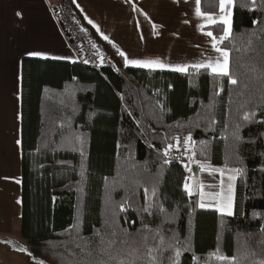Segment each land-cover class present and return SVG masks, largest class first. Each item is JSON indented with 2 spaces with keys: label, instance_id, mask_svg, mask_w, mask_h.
I'll use <instances>...</instances> for the list:
<instances>
[{
  "label": "trees",
  "instance_id": "trees-1",
  "mask_svg": "<svg viewBox=\"0 0 264 264\" xmlns=\"http://www.w3.org/2000/svg\"><path fill=\"white\" fill-rule=\"evenodd\" d=\"M199 7L214 14L219 0ZM207 29L228 52V76L122 67L91 30L114 70L21 59L20 234L32 256L171 264L179 249L178 264L264 262V0H233L226 40L222 23ZM179 134L194 176L199 163L241 170L231 215L185 189L188 159L165 163ZM217 249L229 260L209 256Z\"/></svg>",
  "mask_w": 264,
  "mask_h": 264
},
{
  "label": "crops",
  "instance_id": "crops-1",
  "mask_svg": "<svg viewBox=\"0 0 264 264\" xmlns=\"http://www.w3.org/2000/svg\"><path fill=\"white\" fill-rule=\"evenodd\" d=\"M57 1L0 0V162L4 169V174H0V247L4 243L12 246L8 253L0 254V264L29 261L43 264L27 254L25 241L20 238V143H17L20 141V62L23 57L80 62L54 15ZM67 1L87 30L115 52L122 67H125V57L119 55L118 50L129 60H159L171 66L155 69L126 66L147 70L175 71L177 65L223 62L222 53L213 48L215 36L207 27L215 24L209 16L216 15L211 16L212 19L223 24L220 16L224 14L230 20L226 27L231 29L232 4L226 5L224 13L218 8L214 14L200 16L203 19L199 27L185 38L179 35L180 30H172L161 22L163 5L169 3L168 0ZM208 32L212 36L207 35ZM29 52L46 56H30ZM15 241L22 243V248H17Z\"/></svg>",
  "mask_w": 264,
  "mask_h": 264
},
{
  "label": "rangeland",
  "instance_id": "rangeland-1",
  "mask_svg": "<svg viewBox=\"0 0 264 264\" xmlns=\"http://www.w3.org/2000/svg\"><path fill=\"white\" fill-rule=\"evenodd\" d=\"M169 3L163 5L164 15L161 19V22L168 25L172 30H180L179 35L189 38L191 33L195 32L196 28L201 24L200 16L196 14V3L194 0H168ZM224 13V12H223ZM216 16V15H211ZM225 17L221 15L220 18ZM232 17V10L230 13V19ZM218 18V17H217ZM215 18V19H217ZM223 24V29L226 25ZM193 36V34H192ZM190 156V155H189ZM189 157L187 156V159ZM189 162L186 165L188 169L187 184L189 190L192 192H197L199 196L198 204H205L206 206H214L221 211V208H224L233 199V190H234V179H229L230 176H234L235 172L233 169L227 168L224 166H212L209 163H199V172L198 175L194 176L190 169L191 165L195 164V161L191 158L188 159ZM0 174H4V169L2 162H0ZM235 177V176H234ZM1 181V180H0ZM188 190V191H189ZM203 196V199L201 198ZM232 210V203H231ZM227 213V211H221ZM20 235V234H19ZM20 238H22L20 236ZM15 246L17 248H22V243L15 241ZM12 246L8 244H2L0 247V254H6L9 251V248ZM28 255L30 253L26 251ZM37 259V258H36ZM39 262L42 260L37 259ZM26 264H38L34 262H26ZM43 264H45L43 262Z\"/></svg>",
  "mask_w": 264,
  "mask_h": 264
},
{
  "label": "built area",
  "instance_id": "built-area-1",
  "mask_svg": "<svg viewBox=\"0 0 264 264\" xmlns=\"http://www.w3.org/2000/svg\"><path fill=\"white\" fill-rule=\"evenodd\" d=\"M58 24L65 34L68 45L74 51L81 63L101 70L109 68L114 70V64L110 56L103 54L94 43L89 31L80 21L73 7L67 0H58L53 8ZM184 134L176 135L172 139L171 147L167 149L166 160L187 162V142Z\"/></svg>",
  "mask_w": 264,
  "mask_h": 264
},
{
  "label": "snow or ice",
  "instance_id": "snow-or-ice-1",
  "mask_svg": "<svg viewBox=\"0 0 264 264\" xmlns=\"http://www.w3.org/2000/svg\"><path fill=\"white\" fill-rule=\"evenodd\" d=\"M233 3V0H219V8L221 13H223L225 11L226 5H230ZM196 14L197 16H204L205 14L201 12L199 4H200V0H196ZM17 15H20V13H17ZM230 16V13H229ZM209 19L211 20L212 23H216V21L214 19H212L211 16H209ZM91 23V21H89ZM222 22L225 25H229L230 24V20L228 17H222ZM255 23V21H254ZM200 27H203V25H201ZM209 36H212L211 32L206 33ZM230 36V28L229 27H225L224 31H223V35L220 37V40H226L228 37ZM104 39H108V37H104ZM213 48L217 51L222 53L224 59L223 62L221 63L219 60H217L215 63L208 61V62H201V63H197V64H193V65H177L174 66V70L178 71V72H187L189 67L195 69V70H200V69H211L213 73L219 74V75H224V76H228L229 75V69H228V52L226 50H224L223 48L217 47L216 43H213ZM118 54L121 56L125 57V66L128 65H137L140 67H144V68H149V69H155V68H164V67H171L170 65H166L162 62H160L159 60H129L126 56L125 53H123L122 51L118 50ZM28 55L30 56H46L45 53H41V52H29ZM231 83L235 84L236 81L235 80H230ZM255 115V112L252 113H245L244 114V120L245 121H249L251 120L252 116ZM240 126L238 125L237 128H239ZM237 140L239 141L241 139V137L237 134ZM190 139V138H189ZM187 142V141H186ZM17 143L19 144L20 141H17ZM171 147V145L169 146ZM165 154L167 155V150L165 152ZM165 163H168V161L166 160ZM236 173H239L241 170L240 169H234L232 170ZM234 176H230L229 179H234ZM17 183H19V181H17ZM186 190H189V186L187 184V182L184 185ZM189 194H191V191L189 190ZM203 199V196L201 197ZM200 207H205L206 205L201 203L199 205ZM221 211H227L228 215H231V203H230V198H229V203L224 207L221 208ZM171 247V246H170ZM23 250V249H21ZM187 250V248L185 249ZM175 258L172 259L171 264H178V258L180 256V250L177 249L175 251L174 254ZM210 257H215V259L223 262V261H227L229 260L228 257L221 255L219 252V249H217V251L215 253H210L209 254ZM194 261L197 259L196 257H193ZM234 259L232 258V264H234ZM261 264H264V262H261Z\"/></svg>",
  "mask_w": 264,
  "mask_h": 264
}]
</instances>
